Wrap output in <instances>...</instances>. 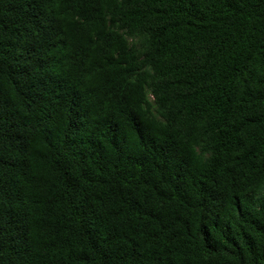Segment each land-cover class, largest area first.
Wrapping results in <instances>:
<instances>
[{
	"label": "trees",
	"instance_id": "obj_1",
	"mask_svg": "<svg viewBox=\"0 0 264 264\" xmlns=\"http://www.w3.org/2000/svg\"><path fill=\"white\" fill-rule=\"evenodd\" d=\"M0 264H264V0H0Z\"/></svg>",
	"mask_w": 264,
	"mask_h": 264
}]
</instances>
